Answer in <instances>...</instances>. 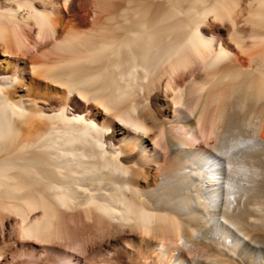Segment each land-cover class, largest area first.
Instances as JSON below:
<instances>
[{
    "label": "bare ground",
    "instance_id": "6f19581e",
    "mask_svg": "<svg viewBox=\"0 0 264 264\" xmlns=\"http://www.w3.org/2000/svg\"><path fill=\"white\" fill-rule=\"evenodd\" d=\"M0 220L65 264H264V0H0Z\"/></svg>",
    "mask_w": 264,
    "mask_h": 264
},
{
    "label": "rangeland",
    "instance_id": "374dc122",
    "mask_svg": "<svg viewBox=\"0 0 264 264\" xmlns=\"http://www.w3.org/2000/svg\"><path fill=\"white\" fill-rule=\"evenodd\" d=\"M72 220L60 225V233L67 235L69 230L77 229L76 222ZM5 225L6 223L0 220V253L6 255L5 258L0 259V264H65V257L58 247L38 246L23 240L16 243L15 241L20 239L18 223L15 220H7V227ZM5 228L7 232H4ZM84 247L88 249L87 245Z\"/></svg>",
    "mask_w": 264,
    "mask_h": 264
}]
</instances>
